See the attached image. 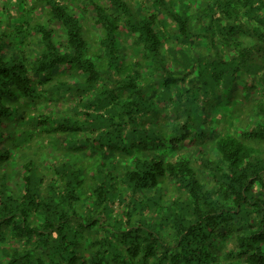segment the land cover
Segmentation results:
<instances>
[{"label":"trees","instance_id":"obj_1","mask_svg":"<svg viewBox=\"0 0 264 264\" xmlns=\"http://www.w3.org/2000/svg\"><path fill=\"white\" fill-rule=\"evenodd\" d=\"M146 1L0 0V264H264V0Z\"/></svg>","mask_w":264,"mask_h":264},{"label":"rangeland","instance_id":"obj_2","mask_svg":"<svg viewBox=\"0 0 264 264\" xmlns=\"http://www.w3.org/2000/svg\"><path fill=\"white\" fill-rule=\"evenodd\" d=\"M147 1H148V0H147ZM147 1H146V2H147ZM90 12H91V10L88 11V13H90ZM59 32H60V30L58 31V33H59ZM221 104H222V103H221ZM221 104L219 105L220 109L223 108ZM222 110H223V109H222Z\"/></svg>","mask_w":264,"mask_h":264}]
</instances>
